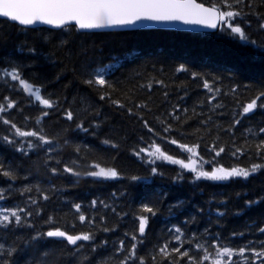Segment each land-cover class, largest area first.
Wrapping results in <instances>:
<instances>
[{
	"label": "trees",
	"instance_id": "trees-1",
	"mask_svg": "<svg viewBox=\"0 0 264 264\" xmlns=\"http://www.w3.org/2000/svg\"><path fill=\"white\" fill-rule=\"evenodd\" d=\"M254 11L264 15L261 0H254ZM238 22L257 46L246 44L221 29L212 33L162 29L81 32L74 28H25L0 18V58L10 57L23 65L22 77L43 85L42 94L46 97L51 94L52 99L59 97L60 103L59 108L44 109L50 114L36 125L35 117L39 116L42 106L29 97L17 81L0 76V104H7L4 97L15 101L13 108L0 112V163L10 167L16 175L15 180L0 176V188L5 190L7 197L0 201V207L19 206L26 212H33L31 217L23 213L20 225L13 223L6 229L0 228V243L17 249L15 264H102V261L118 264L123 256L114 252V245L118 246L121 239L126 246L130 244V235L125 237L124 234L138 229L140 204L157 200L159 211L154 217L146 214L149 222L144 236L140 237L136 231L138 239L143 241L137 245V256H144L146 264H154L153 255H156L155 264H168L157 252L165 242L176 243L172 240L174 226L181 227L186 236L193 232L203 234L207 228L210 233L219 234L223 244L232 247L248 241H264V234L257 230L264 227V170L248 179L196 180L193 173L179 165L157 160L151 166L157 167L163 175L140 181L130 179L133 175L147 176L151 167L146 155L142 153L137 157L134 149L149 148L155 142L169 155L186 158L188 153L170 143L173 138L189 145L198 143V151L206 161L215 156L214 144L223 145L225 151L215 157L214 162L225 167L264 163L253 147L264 139V133H259V128L264 127V109L257 108L242 117L238 115L240 105L264 91V31L258 27V15L249 14ZM29 47L38 49L43 55L29 53ZM112 64L107 78L115 90L108 91L112 99H120L131 107L132 114L108 99L101 101L100 90L83 82L93 70ZM180 64L188 71L177 72ZM7 66L0 61V69ZM193 71L210 81L215 78L220 94L208 93L201 79L192 78ZM154 80H163L164 85L153 82L150 90L141 87ZM233 87H236L234 93L230 91ZM212 95H216V99L209 104L207 100ZM140 102H147L148 108L137 109L135 104ZM217 104L222 107H214ZM177 105L179 107L173 112ZM69 107L75 113L73 121L66 120L62 114L63 109ZM234 116L240 123L232 127ZM4 119L11 120L24 131L43 127L46 134L54 138L50 145L53 151L47 152V147L26 149L27 155L16 151L18 143L8 144L4 136L17 142L23 140L25 144L28 139L36 142L35 138L15 137V130L4 124ZM143 120L149 122L153 132L148 131ZM81 121L89 129L87 132L76 127ZM204 121L207 123H202ZM168 124L172 128L164 132ZM105 139L118 147L104 144ZM233 145L243 147L244 153L232 156ZM77 146L79 152L75 151ZM93 162L115 167L121 176L104 179L84 175L94 170L90 167ZM64 165L80 175L64 172ZM53 167L59 169L55 174L51 172ZM178 173L183 174V180L175 179ZM36 185L49 196L47 201L40 198ZM25 186L32 191L22 194ZM29 196L38 199L39 215L36 214L37 205L30 203ZM94 199L98 203L92 207ZM257 199L260 203L245 205V201ZM99 201L109 207H103ZM178 201L183 202L182 206L172 207L170 211V206ZM75 203L81 204L80 211L86 216L83 223L72 207ZM112 208L116 209L115 213ZM217 208L225 213L222 217L217 215ZM49 216L52 222L45 223ZM193 216L194 222L191 221ZM89 219H94L95 225H90ZM186 219L189 220L187 224L184 223ZM104 226L113 230H99ZM49 227H60L70 234L93 232L96 244L105 240L108 244L93 252L91 242L79 241L84 247L77 250L76 246L56 238L30 241L37 231L44 232ZM234 232L236 236H232ZM256 247L259 250L258 243ZM108 256L113 257L111 261L107 260Z\"/></svg>",
	"mask_w": 264,
	"mask_h": 264
},
{
	"label": "snow or ice",
	"instance_id": "snow-or-ice-1",
	"mask_svg": "<svg viewBox=\"0 0 264 264\" xmlns=\"http://www.w3.org/2000/svg\"><path fill=\"white\" fill-rule=\"evenodd\" d=\"M264 4V0H261ZM245 9H248L246 12ZM249 14L258 15L260 23L259 29L264 31V15L258 14L254 11V0H210L208 6L205 3H198L197 0H0V17L7 18L10 22H15L19 26H32L36 24H43L52 26L55 29H76V30H90L99 29L112 26H126L135 25L137 22L152 21V22H183L184 24H195L203 25L207 28L217 29L220 28L224 31H229V34L246 44L257 46V42L250 38L249 34L246 33L244 27L238 22L239 18L246 17ZM248 23L250 27V22ZM47 39V37H45ZM63 43V42H62ZM27 51L37 56L43 55L41 51L34 47H29ZM0 61L7 64V67L0 69V76L9 77L12 81H17L22 87L23 91L33 98L34 101L38 102L42 109L39 116L35 117L36 125L41 124L43 117L49 116V111L44 109H55L60 107L59 97L56 99L51 98V94H42L43 85H36L29 80L22 77L20 63L12 60L10 57L0 58ZM111 65H106L93 70L90 73L89 78L83 82L90 87L97 88L100 90L99 99L101 101L108 99L113 105L119 108H127L129 114H132L133 109L127 107V104L120 99H112L111 89L115 90L113 83L107 78V68ZM177 72H187L188 68L184 64H180L176 68ZM193 79H201L202 86L207 90L208 93L220 94V88L215 87V78L210 81L205 78L203 74L198 72H191ZM7 82V81H5ZM164 85L163 80H154L149 82L147 85L141 87H147L149 90L152 87V83ZM236 87H239L238 85ZM236 87L230 89L231 92L236 91ZM167 95V93H165ZM216 95L208 97L207 102L211 104L216 99ZM7 104H0V112H4L7 109H11L15 105V101L9 100L8 97H4ZM259 101V103H258ZM239 104V102H238ZM137 109L148 108L147 102L136 103ZM179 105L175 106L173 112ZM214 107H222L217 104ZM241 111L239 116L253 112L255 109H264V91H259L251 98L247 103L240 105ZM150 110V109H149ZM211 110V109H210ZM187 109L184 112L187 113ZM193 112L195 110L193 109ZM63 116L68 121L75 119V113L71 107L63 109ZM99 115V113H96ZM139 115V113H137ZM28 119V117H25ZM142 119V117H141ZM159 119V118H157ZM179 120V117H175ZM210 120L211 117H208ZM3 123L10 125L11 129H14L15 137L22 138H35L28 139L26 144L23 140L17 142L9 136H4L3 140L8 144H17L16 151L24 152L27 155V150L42 149L47 147V152L53 151L50 146L53 143V137L46 134L43 127H39L33 130L24 131L20 127H17L11 120L4 119ZM144 126L148 128L149 132H153L154 129L149 126L147 120H143ZM163 123V121H161ZM202 123H207L204 121ZM240 123V119L234 116L233 125ZM99 126L98 124L96 125ZM78 129L87 132L89 129L84 127V123L78 122L76 124ZM172 128L171 124L164 127V132H169ZM231 128L229 129V131ZM250 131V130H249ZM259 133H264V127L259 128ZM67 143V141H65ZM104 144H110L112 147H118L111 140L105 139ZM173 145L178 147L184 152L188 153L186 159H180L173 155H169L167 152L162 151L161 146L158 143L153 142L149 145V148H140L138 151L135 149L134 154L140 157L141 154L146 155L147 162L149 165H155L157 160L168 161L173 165H179L181 169L187 170L194 174V179H205L211 181H227L234 178L248 179L257 172L264 170V163H251L247 167H241L239 165L225 167L218 162H214L215 157H219L221 153L225 151L223 145L217 147L213 145L212 151L215 153L213 160H205L200 155L198 148L199 144H187L180 143L177 139L173 138L170 140ZM235 147V145H233ZM254 150L257 157L264 160V139H260L258 143L254 144ZM251 149H249L250 151ZM75 151L79 152L80 148L77 146ZM245 149L243 147H235V151L232 152V156H236L237 153L243 154ZM51 159V157H49ZM59 163V161H57ZM211 164V170H205L204 164ZM91 171L84 173L90 177H100L104 179H112L121 176V173L115 167L102 166L100 162H93L90 166ZM58 168H51L52 173H57ZM63 171L79 176L80 173L76 172L72 167L64 165ZM157 175H163L162 172L155 166L150 167V172L147 176H131L132 181L148 180L150 177ZM0 176L7 177L11 180L16 179V175L9 168H6L4 164L0 163ZM183 174L178 173L175 179L183 180ZM36 191L39 193L40 198L44 201L49 199V196L40 188L39 185L35 186ZM32 188L25 186L23 192H31ZM5 190L0 188V201L6 200ZM28 200L32 205H37L36 214L39 215L41 209L39 208L38 199H33L32 196L28 197ZM158 200L154 202L140 204V214L138 215V231L139 236L143 237L146 231V226L149 222V215L156 216L159 208L157 206ZM97 200H92L91 205L95 207ZM260 203V200L245 201V205L250 207L254 204ZM99 204L103 207L108 208L109 205L104 201H99ZM183 202L178 201L177 204L170 206L180 207ZM72 207L79 213L78 219L81 223L86 221V216L80 211L81 204L75 203ZM115 213L116 209L112 208ZM203 212V209H200ZM26 212V209L16 207H0V228H7L9 225L15 223L20 225L22 221V214ZM218 216H223L225 213L221 212L219 208L216 209ZM27 217H31L33 212L27 210ZM53 218L48 217L45 223H51ZM103 223L104 217H100ZM191 221H195V216L191 217ZM90 225H95L94 219H89ZM185 224L189 223V220L184 221ZM29 227L32 225L29 223ZM99 230L103 232H109L113 229L109 227H101ZM261 234H264V227L257 229ZM136 231L133 233H125V237L130 235V244L126 246L125 240L121 239L118 242V246L114 245V252L120 253L123 259L118 261V264H146V258L144 256H137V245L142 243L141 239H138ZM171 232V230H170ZM237 233H232V236H236ZM239 235L243 236V233ZM205 236L207 238H205ZM62 238L67 242L68 245L76 246L77 250L84 247L83 244H78L79 241L91 242L93 252L97 249H103L107 246L108 241H101L99 244L95 243V236L93 232L82 231L76 234H70L68 231L61 230L60 227H49L47 231H37L35 235L30 237V241H39L43 238ZM172 240L176 243L165 242L159 247L157 255H159L168 264H264V241H248L247 243L240 245L239 247L227 246L222 243V237L219 234H212L207 228L204 229L203 234L196 232L191 233L190 236H186L185 232L179 226H174V235ZM259 244V250H257L256 244ZM185 244L188 246L185 247ZM194 249V251H193ZM17 251L15 246H6L5 243H0V264H15L14 253ZM246 253H250L246 255ZM112 256H108L107 260L111 261ZM152 261L156 262V255L151 256ZM102 264L104 262L102 261Z\"/></svg>",
	"mask_w": 264,
	"mask_h": 264
},
{
	"label": "water",
	"instance_id": "water-1",
	"mask_svg": "<svg viewBox=\"0 0 264 264\" xmlns=\"http://www.w3.org/2000/svg\"><path fill=\"white\" fill-rule=\"evenodd\" d=\"M197 2L200 3L199 1ZM23 27H28V28L48 27L51 29H55L52 26L43 25L39 23L36 25L23 26ZM142 29H162V30H177V31H189V32H214L219 28L211 29L203 25L184 24L183 22L160 23V22H152V21H143V22H137L135 25L112 26V27H105L99 29L80 30V31L81 32H111V31H132V30H142ZM55 30H59V29H55ZM57 239L63 240L62 238H57Z\"/></svg>",
	"mask_w": 264,
	"mask_h": 264
},
{
	"label": "rangeland",
	"instance_id": "rangeland-1",
	"mask_svg": "<svg viewBox=\"0 0 264 264\" xmlns=\"http://www.w3.org/2000/svg\"><path fill=\"white\" fill-rule=\"evenodd\" d=\"M113 67V64L111 65V67H109V68H112ZM109 68H107V71L109 70ZM211 169H208V171H210Z\"/></svg>",
	"mask_w": 264,
	"mask_h": 264
}]
</instances>
